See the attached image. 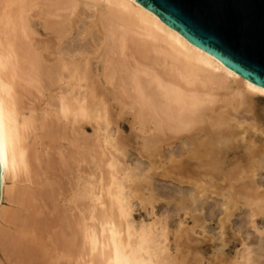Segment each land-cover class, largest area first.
Instances as JSON below:
<instances>
[{
  "label": "bare ground",
  "instance_id": "bare-ground-1",
  "mask_svg": "<svg viewBox=\"0 0 264 264\" xmlns=\"http://www.w3.org/2000/svg\"><path fill=\"white\" fill-rule=\"evenodd\" d=\"M0 264H264V90L136 0H0Z\"/></svg>",
  "mask_w": 264,
  "mask_h": 264
},
{
  "label": "water",
  "instance_id": "water-1",
  "mask_svg": "<svg viewBox=\"0 0 264 264\" xmlns=\"http://www.w3.org/2000/svg\"><path fill=\"white\" fill-rule=\"evenodd\" d=\"M264 90V0H136Z\"/></svg>",
  "mask_w": 264,
  "mask_h": 264
},
{
  "label": "rangeland",
  "instance_id": "rangeland-1",
  "mask_svg": "<svg viewBox=\"0 0 264 264\" xmlns=\"http://www.w3.org/2000/svg\"><path fill=\"white\" fill-rule=\"evenodd\" d=\"M156 202H157V204H158V202H160V201L158 200V201H156ZM161 202H162V201H161ZM157 204H155V205L157 206ZM139 208H141V207H139V206H138V207H135V208H134V211H135V212H132V215L134 214L133 216L136 217L137 220H139L140 218H149V217L151 216V215H150V216L148 217V214L146 213V212H148V208H145V209H144L145 212H144V210H143L142 208H141V210H140ZM157 208H158V207H155V208H154V211H155V210L157 211ZM136 210H137V211H136ZM145 214H146L147 217L145 216ZM222 215H223V214H222ZM138 216H140V217H138ZM142 216H143V217H142ZM137 217H138V218H137ZM188 220H189V219H188ZM212 221H213V220H212ZM212 221L209 222V223L213 224ZM171 224H172V222H171ZM171 229H173V228H171ZM229 231H230V230H229ZM229 231H226V233L229 232ZM229 233H231V232H229ZM231 238H232V236H231ZM233 239L235 240L234 243H233L234 240L229 239V238H227V241H229L230 243H229V242H226L227 245H225V243H224V245H225L226 247H223V250H224V252L227 253V254H232V253H231V252H232L231 248L234 247L235 245H236L235 247H238V243H239V241H238L235 237H234ZM230 240H231V241H230ZM236 240H237L238 243L236 242ZM231 242L233 243V245H232ZM205 244H206V243H204V245H205ZM204 245H203V243H202L203 249H204L205 247H207V248H210V247H211L210 244H209L210 247H209V246H206V245L204 246ZM207 245H208V244H207ZM225 249H226V250H225ZM232 249H233V248H232ZM226 251H228V252H226Z\"/></svg>",
  "mask_w": 264,
  "mask_h": 264
}]
</instances>
